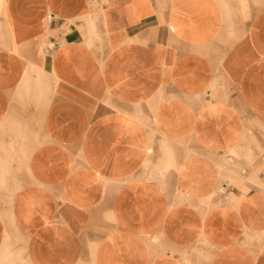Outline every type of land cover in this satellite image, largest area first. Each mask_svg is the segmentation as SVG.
<instances>
[{
  "label": "crops",
  "instance_id": "obj_1",
  "mask_svg": "<svg viewBox=\"0 0 264 264\" xmlns=\"http://www.w3.org/2000/svg\"><path fill=\"white\" fill-rule=\"evenodd\" d=\"M237 1L0 0V264H264V9Z\"/></svg>",
  "mask_w": 264,
  "mask_h": 264
},
{
  "label": "rangeland",
  "instance_id": "obj_2",
  "mask_svg": "<svg viewBox=\"0 0 264 264\" xmlns=\"http://www.w3.org/2000/svg\"><path fill=\"white\" fill-rule=\"evenodd\" d=\"M228 5L233 9H237L240 11L239 3L237 0H225ZM245 4L249 5L248 12L244 16L247 18V20L250 18L249 16L252 15V13L256 10L264 9V0H245Z\"/></svg>",
  "mask_w": 264,
  "mask_h": 264
},
{
  "label": "built area",
  "instance_id": "obj_3",
  "mask_svg": "<svg viewBox=\"0 0 264 264\" xmlns=\"http://www.w3.org/2000/svg\"><path fill=\"white\" fill-rule=\"evenodd\" d=\"M47 19H48V20H52V17H51V16H48Z\"/></svg>",
  "mask_w": 264,
  "mask_h": 264
}]
</instances>
